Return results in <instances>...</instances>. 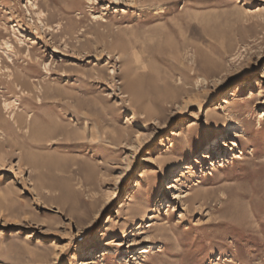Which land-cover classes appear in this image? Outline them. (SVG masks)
I'll list each match as a JSON object with an SVG mask.
<instances>
[{
  "label": "rangeland",
  "instance_id": "1",
  "mask_svg": "<svg viewBox=\"0 0 264 264\" xmlns=\"http://www.w3.org/2000/svg\"><path fill=\"white\" fill-rule=\"evenodd\" d=\"M143 1L0 0V264H264V0Z\"/></svg>",
  "mask_w": 264,
  "mask_h": 264
},
{
  "label": "bare ground",
  "instance_id": "2",
  "mask_svg": "<svg viewBox=\"0 0 264 264\" xmlns=\"http://www.w3.org/2000/svg\"><path fill=\"white\" fill-rule=\"evenodd\" d=\"M143 1V0H142ZM151 1H153V2H157L158 3V1H160V0H151ZM161 1H163V0H161ZM142 3H145L144 1L142 2ZM141 3V4H142ZM148 3V1H146V3H145V5ZM161 4V3H160ZM138 6H141V5H138ZM156 6V5H155ZM136 22V21H135ZM134 22V23H135ZM146 25V23H143V22H138L136 25H134L135 27L134 28H136V29H140V28H142V27H144ZM166 25V24H165ZM170 25V24H169ZM164 26V25H163ZM163 26H160L159 28H155V27H153L152 28V31H154V34L155 35H153L154 37L156 36V35H165L166 36V34H167V32H169L168 30L166 31L165 30V28L163 29ZM174 26V25H173ZM172 26V27H173ZM175 27V26H174ZM176 29V28H175ZM177 30V29H176ZM170 31H171V29H170ZM174 31V30H173ZM110 32V31H109ZM139 32V31H138ZM137 31H133L132 32V34H133V36H134V38L133 39H131L132 41H131V43L132 44H137V43H140L139 42V35L137 34L138 33ZM113 33V32H112ZM176 33V32H175ZM170 34V33H169ZM173 34V33H172ZM126 35V34H125ZM176 35H178V33L176 34ZM103 36V35H102ZM109 36V35H108ZM115 36V35H114ZM122 36V35H121ZM110 37H112V36H110ZM157 37V36H156ZM161 37V36H160ZM171 37V36H170ZM175 37V36H174ZM149 38V37H148ZM158 38V37H157ZM166 38V37H165ZM164 38V39H165ZM172 38V37H171ZM122 39V38H121ZM120 38H118V36H117V38L116 39H114L113 41H112V46H111V49H110V51H109V53L110 54H112L113 52H115L116 50H121V51H123V49H120L119 47H120V44H125L124 42L125 41H123V40H121ZM159 39H161V38H159ZM167 39V38H166ZM165 39V40H166ZM149 40V39H148ZM152 40V39H151ZM162 40V39H161ZM164 40V41H165ZM175 40V39H174ZM103 42V41H102ZM168 42V41H167ZM168 44V43H167ZM117 45V46H116ZM122 45H121V47H122ZM159 45V44H158ZM123 46H125V45H123ZM127 46V45H126ZM137 46V45H136ZM143 46V45H142ZM162 46V45H161ZM176 47V46H175ZM174 47V48H175ZM124 48H126V47H124ZM128 49V48H127ZM146 49V48H145ZM152 49H154V48H152ZM146 50H148V49H146ZM125 51V50H124ZM125 52H127V51H125ZM119 54V53H118ZM126 54V53H125ZM124 55V54H123ZM120 56V55H119ZM142 74V73H141ZM144 75V74H143ZM96 76H97V74H96ZM140 76V75H139ZM99 78V77H98ZM137 78H138V76H137ZM131 80V79H130ZM136 82V81H135ZM134 83V82H133ZM26 84V83H25ZM129 84H131V83H129ZM135 84L136 83H134V85L133 86H130L129 87V85H128V88H125V90L127 91V89H128V91L129 92H131V91H133L134 92V87H135ZM27 87V86H26ZM24 88V87H23ZM132 94H134V93H132ZM226 103L227 104H230L228 101H226ZM134 116V115H133ZM150 120V119H149ZM36 128V127H35ZM37 131V130H36ZM33 135H32V137H34L35 136V129L33 128ZM240 132H242L243 134H244V130H242V129H240V130H237L236 131V133H240ZM260 133H261V135L263 134V130H262V128L260 129ZM234 134V131H233V127H231L230 126V124H228L226 127H225V129H224V135H223V138H228V136L229 135H233ZM116 135V134H115ZM177 136H180V133L179 134H176ZM121 137V136H120ZM190 138L191 137H187L186 138V141L187 140H190ZM198 142V141H197ZM177 170V165H169L168 167H167V169L165 170V173H166V179L168 178V176H170L172 173H174L175 171ZM150 176H151V171L149 170V169H145L144 171H143V174L141 175V178H142V183H140V185H139V187H141V189H143V183H145V182H147L149 179H150ZM140 191V190H139ZM257 193H258V188H257ZM195 199H198V198H195ZM258 231V230H257ZM78 263L79 264H90L87 260L85 261V260H80V261H78Z\"/></svg>",
  "mask_w": 264,
  "mask_h": 264
}]
</instances>
